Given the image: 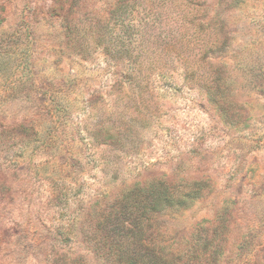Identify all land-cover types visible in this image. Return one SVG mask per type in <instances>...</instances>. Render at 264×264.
I'll return each instance as SVG.
<instances>
[{"label": "rangeland", "instance_id": "obj_1", "mask_svg": "<svg viewBox=\"0 0 264 264\" xmlns=\"http://www.w3.org/2000/svg\"><path fill=\"white\" fill-rule=\"evenodd\" d=\"M217 264H264V0H0V264H109L135 187Z\"/></svg>", "mask_w": 264, "mask_h": 264}, {"label": "trees", "instance_id": "obj_2", "mask_svg": "<svg viewBox=\"0 0 264 264\" xmlns=\"http://www.w3.org/2000/svg\"><path fill=\"white\" fill-rule=\"evenodd\" d=\"M196 196L160 182L130 190L101 224L109 264H217L221 246L184 248L162 226L166 212L187 207Z\"/></svg>", "mask_w": 264, "mask_h": 264}]
</instances>
